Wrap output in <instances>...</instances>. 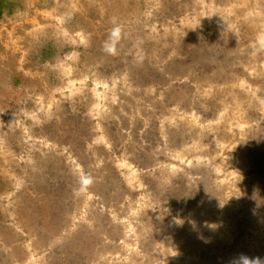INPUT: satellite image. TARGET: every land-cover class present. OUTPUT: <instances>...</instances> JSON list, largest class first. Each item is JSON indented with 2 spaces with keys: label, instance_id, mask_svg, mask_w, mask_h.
Returning a JSON list of instances; mask_svg holds the SVG:
<instances>
[{
  "label": "rangeland",
  "instance_id": "1",
  "mask_svg": "<svg viewBox=\"0 0 264 264\" xmlns=\"http://www.w3.org/2000/svg\"><path fill=\"white\" fill-rule=\"evenodd\" d=\"M261 37L264 0H0V242L30 248L14 264L261 250Z\"/></svg>",
  "mask_w": 264,
  "mask_h": 264
},
{
  "label": "bare ground",
  "instance_id": "2",
  "mask_svg": "<svg viewBox=\"0 0 264 264\" xmlns=\"http://www.w3.org/2000/svg\"><path fill=\"white\" fill-rule=\"evenodd\" d=\"M116 25V23H114L113 24V26H115ZM185 29V28H184ZM31 40H33V38H31ZM1 44H2V41H1ZM14 56V55H13ZM196 62V61H195ZM197 63H199V61H197ZM190 67H192V68H194L195 67V64H191L190 65ZM236 86L237 85H235V83L232 85V93H235L237 90H236ZM93 109V116L94 115H96L97 117H98V115H99V117L100 118H102L103 117V115H104V112H103V110H100V108H99V106L97 105V103L94 105V107L92 108ZM105 117V116H104ZM96 129H98L99 130V132H102L103 133V135H106V133H105V131H104V128L105 127H103L102 125H96ZM99 136L97 137L98 139L101 137V136H103L102 134H98ZM106 148H107V146H106ZM128 167V165H123V163L122 162H119V175L122 177V172L120 171V170H125V169H127V167ZM172 167H173V165H172ZM168 172H170V171H168ZM170 174H172L171 172H170ZM127 175V174H126ZM248 186L247 185H245V188H247ZM249 189V188H248ZM148 202V201H147ZM151 205H144V206H139V208L141 207V209H143V210H145L146 211V214H145V216H146V219L147 220H149V221H151V220H153V219H156L157 217H158V215H156L155 214V216L153 215V213L148 209L149 207H150ZM135 213V212H134ZM154 222V221H153ZM158 224H161V226L163 225H165L164 224V222H162L161 221V219H160V221H156ZM160 227L162 230H164L165 228L164 227ZM134 232H136V234L137 233H139L138 232V230L136 229V230H134ZM11 245H13V246H11ZM11 245H9V244H7V243H5V242H0V256L1 255H4V258H3V263H1V264H14V259L13 258H18L19 260H21L22 259V257H23V259H26V257H28V252H29V246L24 242V243H22L21 245H20V243H14V244H11ZM16 246H22V247H16ZM259 249H264V247H259ZM261 250H255V249H253L252 250V252L247 256L249 259H255V258H259L260 259V261H262V262H264V253H262V252H260ZM135 253H137L136 251H135ZM249 253V252H248ZM242 256H246V254L245 255H242ZM242 256H239L238 255V257H236L235 255H233V256H228V255H226L225 257H224V259L223 260H221V263H223V262H225L226 264H231V263H233V261H234V263L235 264H238V262L240 261V258L242 257ZM135 257V256H134ZM1 258V257H0ZM29 259V258H28ZM134 259H136V258H134ZM195 260V261H194ZM193 260V263L194 264H206L202 259L200 260V259H198V258H196V259H194ZM117 264H118V262H116ZM217 263V262H216ZM224 263V264H225ZM101 264V263H100ZM108 264H110L109 262H108Z\"/></svg>",
  "mask_w": 264,
  "mask_h": 264
},
{
  "label": "clouds",
  "instance_id": "3",
  "mask_svg": "<svg viewBox=\"0 0 264 264\" xmlns=\"http://www.w3.org/2000/svg\"><path fill=\"white\" fill-rule=\"evenodd\" d=\"M260 47L264 48V37L260 38ZM239 264H264L259 258L249 259L246 256L240 258Z\"/></svg>",
  "mask_w": 264,
  "mask_h": 264
}]
</instances>
